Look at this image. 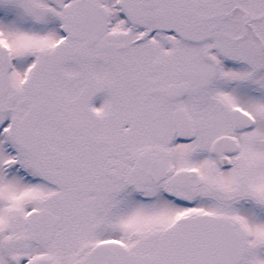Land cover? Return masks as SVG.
Listing matches in <instances>:
<instances>
[{"label":"snow or ice","instance_id":"snow-or-ice-1","mask_svg":"<svg viewBox=\"0 0 264 264\" xmlns=\"http://www.w3.org/2000/svg\"><path fill=\"white\" fill-rule=\"evenodd\" d=\"M0 264H264V0H0Z\"/></svg>","mask_w":264,"mask_h":264}]
</instances>
